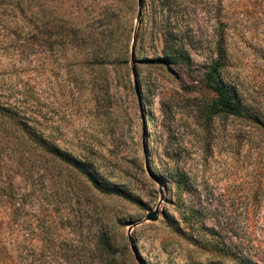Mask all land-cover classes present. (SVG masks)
Masks as SVG:
<instances>
[{
	"label": "rangeland",
	"instance_id": "rangeland-1",
	"mask_svg": "<svg viewBox=\"0 0 264 264\" xmlns=\"http://www.w3.org/2000/svg\"><path fill=\"white\" fill-rule=\"evenodd\" d=\"M166 40L191 72L155 62ZM219 44L264 123V0H0V105L23 121L0 113V264H55L100 232L120 264H264V129L207 117L199 82Z\"/></svg>",
	"mask_w": 264,
	"mask_h": 264
},
{
	"label": "trees",
	"instance_id": "trees-1",
	"mask_svg": "<svg viewBox=\"0 0 264 264\" xmlns=\"http://www.w3.org/2000/svg\"><path fill=\"white\" fill-rule=\"evenodd\" d=\"M169 50L165 53L164 57L155 60L166 67L174 66L182 72H191V61L189 55L172 41L166 40ZM217 58L207 70L201 73L199 82L208 92L212 93L213 97L206 103L207 117L214 115H228L237 118L253 119L258 125L264 129V123L256 116L251 117L244 109L238 92L234 86L229 84L223 76L222 69L225 65L224 49L221 44L216 47ZM7 115L11 120L15 121L18 125L23 124V121L17 118L18 113H13L6 107L0 105V113ZM247 112V113H246ZM22 122V123H21ZM29 139L36 143L41 149L50 153L51 155L59 158L64 163L72 166L83 174L88 181L100 192L106 193L112 191L111 187L106 183L100 182L92 173L89 165L76 160L71 155L61 151L52 142L47 141L42 136L38 135L33 128L27 127L22 129ZM177 184L185 185V180L181 175L177 174ZM94 243H90L85 247L72 246L67 253L63 254L55 252V264H120L119 258L113 251V244L108 238L107 234L100 232L97 234ZM73 241L72 243H74ZM5 258L4 253L0 252V262ZM40 256L37 258L39 261ZM123 264V263H122ZM246 264V263H241Z\"/></svg>",
	"mask_w": 264,
	"mask_h": 264
},
{
	"label": "water",
	"instance_id": "water-1",
	"mask_svg": "<svg viewBox=\"0 0 264 264\" xmlns=\"http://www.w3.org/2000/svg\"><path fill=\"white\" fill-rule=\"evenodd\" d=\"M146 219L151 220V221H155L157 219V212H153L151 214H149Z\"/></svg>",
	"mask_w": 264,
	"mask_h": 264
}]
</instances>
